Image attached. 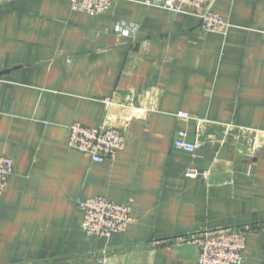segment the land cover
I'll list each match as a JSON object with an SVG mask.
<instances>
[{"label": "crops", "instance_id": "obj_1", "mask_svg": "<svg viewBox=\"0 0 264 264\" xmlns=\"http://www.w3.org/2000/svg\"><path fill=\"white\" fill-rule=\"evenodd\" d=\"M158 1L93 16L0 0V154L15 171L0 264H198L187 235L229 226L248 228L239 264H264V0ZM208 6L225 34L201 30ZM75 121L121 129L124 148L91 161L67 145ZM178 131L194 155L173 148ZM94 196L129 206L131 225L87 237L78 202Z\"/></svg>", "mask_w": 264, "mask_h": 264}, {"label": "built area", "instance_id": "obj_2", "mask_svg": "<svg viewBox=\"0 0 264 264\" xmlns=\"http://www.w3.org/2000/svg\"><path fill=\"white\" fill-rule=\"evenodd\" d=\"M75 11L89 15L109 12L118 0H68ZM205 0H159L156 5L173 13H190L191 8L200 7ZM200 17V28L205 32L225 34L229 24L223 16L212 9L204 8ZM115 30H120L119 26ZM264 31V28H263ZM127 33V31H122ZM185 118V113H178ZM67 145L87 154L93 162L113 160L125 146L121 129L114 127H90L80 122L69 125ZM173 148L190 155L195 154L196 144L186 139L185 131H178ZM13 160L0 154V194L14 175ZM196 176L194 169L185 173ZM81 213L80 228L87 237L107 239L112 234L124 232L133 222L131 208L104 196H94L78 202ZM247 227L229 226L219 229H204L187 235L185 241L193 243L198 250V264H239L246 243Z\"/></svg>", "mask_w": 264, "mask_h": 264}]
</instances>
